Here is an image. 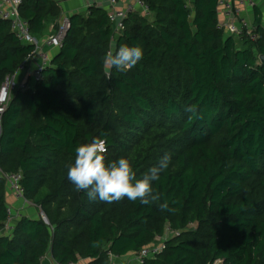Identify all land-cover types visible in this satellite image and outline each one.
<instances>
[{"label":"trees","instance_id":"trees-1","mask_svg":"<svg viewBox=\"0 0 264 264\" xmlns=\"http://www.w3.org/2000/svg\"><path fill=\"white\" fill-rule=\"evenodd\" d=\"M188 1L145 0L149 13L128 12L121 31L112 8L73 13L42 77L15 87L1 118L0 264H42L49 253L58 264H111L167 227L181 233L143 264H264L263 10L254 6L252 39L219 26L220 0ZM19 10L38 39L63 16L57 0ZM124 44L141 46L142 60L106 70L105 54ZM34 49L0 17V88ZM94 138L106 162L127 157L137 179L169 154L152 185L159 201H91L75 190L74 150ZM11 173L38 214L21 213L8 231Z\"/></svg>","mask_w":264,"mask_h":264},{"label":"built area","instance_id":"built-area-1","mask_svg":"<svg viewBox=\"0 0 264 264\" xmlns=\"http://www.w3.org/2000/svg\"><path fill=\"white\" fill-rule=\"evenodd\" d=\"M23 1L24 0H0V17L9 20L11 28L15 31L20 40L31 43L35 46L31 56L19 66L18 70L13 75H8L6 77L0 88V130L2 115L6 110L15 87L20 85L21 87L28 88L31 83H35L42 77L43 69L48 66L52 60V56L49 52L45 51L44 46L48 45L52 48H60L63 38L70 26L69 17L62 16L59 20L60 25L58 29L54 30V32L46 38L38 39L30 33L28 22L21 17L19 6ZM118 2V0H110L112 8L110 11V21L113 24L115 31H121L124 29V19L127 17L128 12L139 10L145 15L149 13L145 0H134L126 3L122 7L117 5ZM188 2H191V0ZM256 4L257 2L255 0H220L219 26L227 34L239 37L244 35L252 39H257L259 34L256 32L254 19L251 20L243 14L246 8L250 7L254 9ZM262 26L264 27V10ZM37 62L38 64L36 66H32L33 63ZM19 73L25 74L20 81L18 80ZM101 148L103 152L106 151L104 142L102 143ZM3 175L7 179L8 187L13 191L15 197L28 202L23 196V190L20 185L21 174L11 173ZM8 214L9 220L6 229L12 231L13 224L21 213L20 210L9 205ZM180 233V230H173L170 227H167L165 233L159 236L155 243L144 246L139 252L134 253L131 259L130 257H126L122 260H116L120 259L117 257L114 258L111 264H143L146 258L154 257L156 254L162 252L166 247V241L170 237ZM69 264L75 263L71 262Z\"/></svg>","mask_w":264,"mask_h":264},{"label":"clouds","instance_id":"clouds-1","mask_svg":"<svg viewBox=\"0 0 264 264\" xmlns=\"http://www.w3.org/2000/svg\"><path fill=\"white\" fill-rule=\"evenodd\" d=\"M143 55L144 50L141 46L124 44L116 51L109 50L102 63L106 70L127 72L142 60ZM185 110L196 115L197 110L194 106H188ZM102 143V140L94 138L91 142L75 148L74 162L67 170V179L75 190L84 191L91 201L112 203L125 197L130 201L139 200L143 204L159 201L160 197L154 194L152 185L169 167L171 156L169 154L161 156L157 164L150 167L142 178L137 179L127 157L105 161L101 154ZM158 206L162 211H173L167 201L159 203Z\"/></svg>","mask_w":264,"mask_h":264},{"label":"crops","instance_id":"crops-1","mask_svg":"<svg viewBox=\"0 0 264 264\" xmlns=\"http://www.w3.org/2000/svg\"><path fill=\"white\" fill-rule=\"evenodd\" d=\"M60 4V6L62 7L63 9V16H70L71 14L73 13H86L89 9V7H91L92 5H104L106 7H108L109 9H111V5H110V0H57ZM118 6L122 7L124 6L126 3L128 2H132L134 0H118ZM258 4V6H260L262 8V10H264V0H255ZM244 16H246L247 18L249 19H254V15H255V12H254V9L253 8H246L243 12ZM52 24L49 25V28H48V31L46 33V35L44 37H47L49 35V33L51 32L52 30ZM44 49L45 51L49 52V54L51 56H53V53L56 52L58 49L56 48H52L48 45H45L44 46ZM38 64L37 63H33L32 66H36ZM31 66V67H32ZM33 68V67H32ZM25 76L24 73H20L19 74V77L20 78H23ZM8 199L10 200L11 204L17 209V210H20L24 207H20V206H23L22 203H18L20 199H16V197L14 198V195H12L11 192H9V196H8ZM22 201V200H20ZM33 208V211L31 209ZM29 209L26 210V214L27 215H30L28 214L29 210H30V213H32L33 215H37L38 214V211L37 209L34 207H30ZM25 214V213H24ZM31 214V216H32ZM135 252H130L128 253L127 255L123 256V257H120V259H116V260H122L126 257H133V254ZM42 264H58L51 256V254H47L46 256L43 257L42 259ZM77 264H87V261L86 260H80L79 263Z\"/></svg>","mask_w":264,"mask_h":264},{"label":"rangeland","instance_id":"rangeland-1","mask_svg":"<svg viewBox=\"0 0 264 264\" xmlns=\"http://www.w3.org/2000/svg\"><path fill=\"white\" fill-rule=\"evenodd\" d=\"M189 6L190 7H192V5H191V2H189ZM54 32V30H53V28H52V30H51V32L49 33V35L51 34V33H53ZM44 38H46V37H43V38H41V39H44ZM18 80L20 81L21 80V78L19 77L18 78ZM9 192H11L12 193V195H14V198H15V194L13 193V191L11 190V189H9ZM17 199V198H16ZM18 200V199H17ZM22 201H20L19 200V204L20 203H22L23 204V206H20V207H24L23 208V210H22V208L20 209V213H22V214H26L27 212H26V210L27 209H29L30 207H34V205L31 203V202H26V201H24L23 199H21ZM31 209V208H30ZM32 211H33V208L31 209ZM29 213L28 214H32V213H30V210L28 211ZM132 257H130V259H131Z\"/></svg>","mask_w":264,"mask_h":264},{"label":"water","instance_id":"water-1","mask_svg":"<svg viewBox=\"0 0 264 264\" xmlns=\"http://www.w3.org/2000/svg\"><path fill=\"white\" fill-rule=\"evenodd\" d=\"M260 59H261V61L264 62V55H261ZM41 215L46 221H48L47 216H46V214L43 211H41ZM217 264H222V261L217 262Z\"/></svg>","mask_w":264,"mask_h":264}]
</instances>
